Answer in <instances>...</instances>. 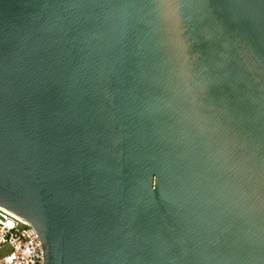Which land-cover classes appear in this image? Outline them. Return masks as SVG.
<instances>
[{
  "label": "water",
  "instance_id": "1",
  "mask_svg": "<svg viewBox=\"0 0 264 264\" xmlns=\"http://www.w3.org/2000/svg\"><path fill=\"white\" fill-rule=\"evenodd\" d=\"M0 206L46 264H264V0H0Z\"/></svg>",
  "mask_w": 264,
  "mask_h": 264
},
{
  "label": "built area",
  "instance_id": "2",
  "mask_svg": "<svg viewBox=\"0 0 264 264\" xmlns=\"http://www.w3.org/2000/svg\"><path fill=\"white\" fill-rule=\"evenodd\" d=\"M0 264H46L42 240L35 228L2 206Z\"/></svg>",
  "mask_w": 264,
  "mask_h": 264
}]
</instances>
